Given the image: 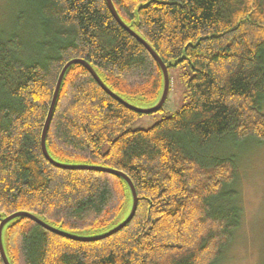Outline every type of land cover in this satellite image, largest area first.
<instances>
[{"label": "trees", "instance_id": "trees-1", "mask_svg": "<svg viewBox=\"0 0 264 264\" xmlns=\"http://www.w3.org/2000/svg\"><path fill=\"white\" fill-rule=\"evenodd\" d=\"M26 1L28 21L0 32V215L24 211L71 233L107 231L128 201V183L57 167L42 149L59 75L69 61L84 60L114 93L152 106L163 92L162 69L107 0ZM112 2L169 70L191 66L194 73L183 76L189 102L149 129L125 130L142 114L107 93L83 64L71 65L47 150L59 163L125 173L137 212L93 242L21 218L7 227L9 257L13 264H218L243 209L236 160L214 149L227 136L264 142V0ZM26 31L38 40L28 45Z\"/></svg>", "mask_w": 264, "mask_h": 264}, {"label": "rangeland", "instance_id": "rangeland-1", "mask_svg": "<svg viewBox=\"0 0 264 264\" xmlns=\"http://www.w3.org/2000/svg\"><path fill=\"white\" fill-rule=\"evenodd\" d=\"M30 17L26 0H0V32L10 33L15 21L27 22ZM25 37L28 45L38 40L30 31L25 32ZM193 73L188 63L172 66L169 70L170 89L163 108L138 116L125 130L149 129L178 112L189 102L188 87L183 76ZM117 136L112 135L111 140ZM108 147L109 143L104 144L102 152L105 153ZM214 153L233 156L236 160L235 188L240 193L243 209L241 225L235 231L233 241L224 249L223 259L218 264H264V142L247 139L240 143L227 136L217 144ZM128 204L131 205V202Z\"/></svg>", "mask_w": 264, "mask_h": 264}, {"label": "water", "instance_id": "water-1", "mask_svg": "<svg viewBox=\"0 0 264 264\" xmlns=\"http://www.w3.org/2000/svg\"><path fill=\"white\" fill-rule=\"evenodd\" d=\"M107 3L111 9L112 14L115 16V18L117 19V21L124 27L126 28L128 31H130V33L132 35H134L138 40H140L148 49V51L151 53V55L154 57V59L158 62V64L160 65L163 75H164V88H163V92L161 95L160 100L152 106H136L130 102H128L127 100H125L124 98H122L121 96L117 95L116 93H114L112 90H110L105 83L102 81V79L98 76V74L94 71V69L91 67V65L84 61V60H80V59H73L71 61H69L62 69L57 84H56V88L53 94V98L50 104V108H49V112L47 115V119L45 122V126L43 129V133H42V149L44 152V155L46 156L47 159L50 160L51 163H53L55 166L57 167H61V168H65V169H88V170H96V171H103V172H108L114 175H118L121 176L127 183H128V187H129V193H128V201L121 213V215L119 216V218L117 219V221L115 222V225L110 227L107 231L104 232H100V233H89V234H85L84 232L81 233H71V232H67V231H63L62 229H60L59 227H56L52 224H49L45 219L29 213V212H16L13 213L11 215H8L6 217H3L0 215V252L3 258V261L5 264H13L11 258L9 257V253H8V231H7V227L10 226L12 223L15 224L17 223L21 218H29L33 221H35L36 223H38L39 225L43 226L44 228H46L49 231H52L54 233H57L61 236H65L67 238L76 240V241H82V242H93V241H99L102 239H105L107 237H110L111 235L117 233L118 231H120L121 229H123L128 223L131 222V220L134 218L136 212H137V208H138V203H139V198H138V194L136 191V188L133 184V182L131 181V179L123 172L121 171H117L114 169H111L109 167H104V166H97V165H86V164H65V163H59L57 161H55L53 158H51L48 150H47V146H46V138H47V133L52 121V117H53V113L55 110V106L58 100V96H59V92H60V88L64 79V76L67 72V70L69 69V67L75 63H80L83 64L93 75V77L96 79V81L99 83V85L110 95H112L115 99H117L118 101H120L121 103H123L126 107L141 113V114H152L155 112L160 111L163 108L164 103L166 102L168 93H169V89H170V74H169V67L170 64H166L161 57L155 52V50L142 38L139 36V34H137L135 31H133L131 29V27H129L128 25H126L122 19L119 17L115 6L112 2V0H107ZM175 63H172V65H174ZM129 201L131 202V205H129Z\"/></svg>", "mask_w": 264, "mask_h": 264}]
</instances>
